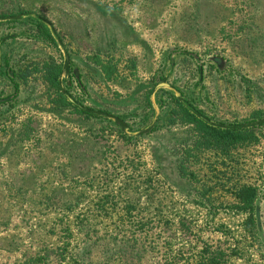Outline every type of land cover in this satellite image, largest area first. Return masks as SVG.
<instances>
[{"label": "rangeland", "instance_id": "rangeland-1", "mask_svg": "<svg viewBox=\"0 0 264 264\" xmlns=\"http://www.w3.org/2000/svg\"><path fill=\"white\" fill-rule=\"evenodd\" d=\"M18 7L0 18V264H196L215 248L264 264V135L203 154L194 184L176 161L190 127L165 122L181 101L224 124L264 110V0H0ZM50 61L79 105L124 126L56 110L34 70ZM241 184L260 190L257 240L230 205Z\"/></svg>", "mask_w": 264, "mask_h": 264}, {"label": "trees", "instance_id": "trees-1", "mask_svg": "<svg viewBox=\"0 0 264 264\" xmlns=\"http://www.w3.org/2000/svg\"><path fill=\"white\" fill-rule=\"evenodd\" d=\"M6 1L13 4V0ZM21 12H24L21 7H18L16 10L11 8L0 10V18H14L13 16L20 14ZM36 25L39 27L38 34L43 37L44 40L47 39L53 43L47 29L37 22ZM34 67V70H37L40 75L38 78L47 88L52 90L53 97L50 98L49 101L56 110L72 108L76 115L82 116L88 120H98V117H101L103 114L109 116L108 114L103 113V111L101 112V110L97 111L90 107L87 108L82 105H73L67 100L64 93L75 102L77 101L74 95H72L70 87L67 88V91L61 87L62 83L59 80L61 66L59 64L50 61L44 62L41 65L35 64ZM104 67L108 66H103L102 68L105 69ZM12 73L13 76H15V72L12 71ZM29 74V71L23 69L20 70L17 78L19 76L25 81ZM9 79H11V77H9ZM188 107L184 106L182 102H177L172 110L165 113V122L168 125L177 124L190 127V137L181 143V147H179L180 152L176 155V161L178 174L194 184H199V176L194 168L199 164L200 158L203 154L214 153L222 157H230L234 152L258 145L264 135V110L253 111L247 120L232 124H224L212 121L192 105H188ZM114 119L117 125L124 126L118 117H115ZM205 186L206 185H199L198 187H193V195L196 196V199H193V202L209 209L212 207L214 199L211 194L212 188L210 186ZM208 189L210 190L208 191ZM259 192V187L254 184L238 185L233 190L234 202L230 204L238 212L247 215L242 227L245 232L254 237V240H257L261 224L257 206ZM128 209L132 210L133 207L129 206ZM130 217H132V215H130ZM121 222L123 223V221ZM130 225L135 228V231H133L134 234L136 233L138 226L147 227L149 223H137V221H133ZM147 232L148 230H146V233ZM115 252L120 257L124 255L122 249H119V251L116 250ZM236 252L237 248L232 249L227 254L225 251H220L216 248L213 249L212 252L204 250L201 252L199 256L200 260L196 264H222L224 263V258H229L235 255ZM134 253L139 255L138 250Z\"/></svg>", "mask_w": 264, "mask_h": 264}, {"label": "water", "instance_id": "water-1", "mask_svg": "<svg viewBox=\"0 0 264 264\" xmlns=\"http://www.w3.org/2000/svg\"><path fill=\"white\" fill-rule=\"evenodd\" d=\"M10 19V18H9ZM66 61V60H65ZM65 70H66V66H65V68H64V70H63V72H62V74L60 75V78H59V80H60V82H61V78H62V76H63V74L65 73ZM62 83V82H61ZM164 86H166L167 87V85H164ZM61 87L62 88H64L63 87V85L61 84ZM64 95L66 96V98H67V100L71 103V104H73V105H79L77 102H75L74 100H72L66 93H64ZM180 100V99H179ZM182 103H183V105L184 106H187L188 107V104L187 103H185V102H183V101H181ZM189 108V107H188ZM101 117H103V118H112L113 120H114V122H115V119L113 118V117H110V116H107V115H105V114H103ZM116 123V122H115Z\"/></svg>", "mask_w": 264, "mask_h": 264}]
</instances>
